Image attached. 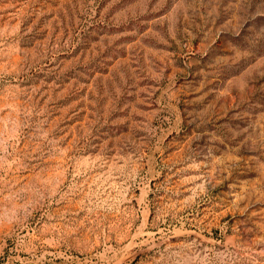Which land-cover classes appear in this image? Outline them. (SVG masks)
<instances>
[{
  "label": "rangeland",
  "instance_id": "rangeland-1",
  "mask_svg": "<svg viewBox=\"0 0 264 264\" xmlns=\"http://www.w3.org/2000/svg\"><path fill=\"white\" fill-rule=\"evenodd\" d=\"M0 264H264V0H0Z\"/></svg>",
  "mask_w": 264,
  "mask_h": 264
}]
</instances>
